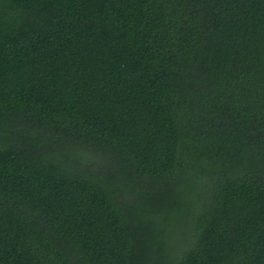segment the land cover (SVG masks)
<instances>
[{"label": "trees", "instance_id": "trees-1", "mask_svg": "<svg viewBox=\"0 0 264 264\" xmlns=\"http://www.w3.org/2000/svg\"><path fill=\"white\" fill-rule=\"evenodd\" d=\"M0 264H264V0H0Z\"/></svg>", "mask_w": 264, "mask_h": 264}, {"label": "rangeland", "instance_id": "rangeland-1", "mask_svg": "<svg viewBox=\"0 0 264 264\" xmlns=\"http://www.w3.org/2000/svg\"><path fill=\"white\" fill-rule=\"evenodd\" d=\"M190 230H191V225L190 224H183L180 228H178L177 230H176V236L177 237H181L182 235L184 236V235H188L189 234V232H190ZM177 251V250H176Z\"/></svg>", "mask_w": 264, "mask_h": 264}]
</instances>
